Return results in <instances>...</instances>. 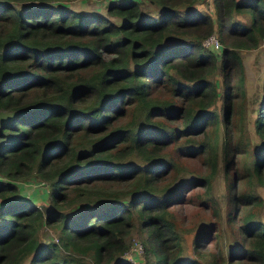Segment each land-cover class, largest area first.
<instances>
[{
  "label": "trees",
  "instance_id": "1",
  "mask_svg": "<svg viewBox=\"0 0 264 264\" xmlns=\"http://www.w3.org/2000/svg\"><path fill=\"white\" fill-rule=\"evenodd\" d=\"M69 2L0 0V264H134V225L144 264H264V75L254 116L237 102L264 0ZM29 181L47 184V213L20 195ZM186 202L209 219L178 217Z\"/></svg>",
  "mask_w": 264,
  "mask_h": 264
},
{
  "label": "rangeland",
  "instance_id": "2",
  "mask_svg": "<svg viewBox=\"0 0 264 264\" xmlns=\"http://www.w3.org/2000/svg\"><path fill=\"white\" fill-rule=\"evenodd\" d=\"M107 0H71V2H69L70 6L73 7H77L79 9L82 10H96L102 13L106 14L105 11V5H106ZM211 2L205 3V4H201L200 7L202 9H208L210 11H212V7H211ZM26 4V3H25ZM240 17L244 20L246 18V16H242L240 15ZM215 34V32H212ZM217 36V34H215ZM218 38V37H217ZM206 45V44H205ZM208 46V45H206ZM210 47V46H209ZM240 54L241 57L243 59L244 62V67H245V88H246V97L245 100H238L237 102H240L242 104V106L246 109V111L248 110V113L253 114V109L256 108L255 106L258 105V98L261 97L262 95V88H261V78L264 75V42L260 43L257 47H253V48H246V49H240ZM218 104L220 103V99L217 102ZM8 116L9 112H4L2 115ZM4 116V117H5ZM254 114L251 116L253 117ZM254 127H253V122L250 121L247 123V127L244 130L245 134H246V138L247 141L249 140L250 144L248 146L249 150H252L253 147L256 146V143L258 142V138L257 135L254 132ZM234 130V134H237V127H233ZM235 138V137H234ZM231 141H234L231 140ZM239 155H242V153H240ZM219 163H220V170L218 172V174L215 176L214 178V192L217 194H221L224 195L226 194V188H225V181H226V175L223 172V157L220 156L219 158ZM192 165L194 167H198L199 169L201 168L202 164L199 161H193ZM39 182V183H37ZM25 187L22 189L20 188V195H23L24 197H29L31 199L34 200H39V204L40 203H44L46 205H48V198H47V184L45 183H41V181H33V182H27L25 185ZM195 189V188H194ZM194 189L185 192L187 199L190 200V193L192 191H194ZM257 190L264 196V186L260 185L257 187ZM224 196L221 200L222 206H223V211L224 208L227 206ZM194 207V203L193 202H186L185 206H183L182 208L177 207L176 209V215L178 217H182V219H184L186 217L187 220L191 219L192 221H198L201 218H206L209 219V215H211L210 211H203V212H198L196 215L192 214V209ZM74 207H66V211L71 212L73 210ZM261 215H262V219L264 220V208H261ZM224 215V213H223ZM237 218H235L232 221H226V217L224 216V219L222 220V227L225 229L227 235L229 236V240H231L232 238V234H231V230L236 228L237 225ZM145 232L142 231L138 225H134L131 231V243L130 246L133 244V242L135 240L137 241H142V237L144 236ZM193 233L192 232H188L186 233V239H187V246H186V250L188 253H190L189 251H191V247H190V242H191V238H192ZM56 237L55 234V229L53 228V226L45 224L42 226V228L39 230V238L41 241H46L48 239H53ZM213 244H210L209 246L212 247ZM128 250V249H127ZM126 250V251H127ZM129 253H132V250H130L128 253H125L124 256H127ZM144 250L142 252V257L143 260H145L144 257ZM191 254V253H190ZM127 258V257H126ZM129 259V258H128ZM153 257L150 258V262L149 264H154L153 263ZM85 264H90L88 259L86 260Z\"/></svg>",
  "mask_w": 264,
  "mask_h": 264
},
{
  "label": "built area",
  "instance_id": "3",
  "mask_svg": "<svg viewBox=\"0 0 264 264\" xmlns=\"http://www.w3.org/2000/svg\"><path fill=\"white\" fill-rule=\"evenodd\" d=\"M203 43L216 49H218L220 46V41L214 33H210L208 36H206L203 40ZM130 250H132V253H129L126 257L129 258V260H131L134 264H143L142 243L135 240L125 253H128Z\"/></svg>",
  "mask_w": 264,
  "mask_h": 264
},
{
  "label": "water",
  "instance_id": "4",
  "mask_svg": "<svg viewBox=\"0 0 264 264\" xmlns=\"http://www.w3.org/2000/svg\"><path fill=\"white\" fill-rule=\"evenodd\" d=\"M39 206L43 210L44 213H47L50 210V206L44 203H40Z\"/></svg>",
  "mask_w": 264,
  "mask_h": 264
},
{
  "label": "clouds",
  "instance_id": "5",
  "mask_svg": "<svg viewBox=\"0 0 264 264\" xmlns=\"http://www.w3.org/2000/svg\"><path fill=\"white\" fill-rule=\"evenodd\" d=\"M142 243V242H141ZM143 245V244H142ZM144 250V249H143ZM143 258V257H142ZM143 264H144V260H143Z\"/></svg>",
  "mask_w": 264,
  "mask_h": 264
},
{
  "label": "crops",
  "instance_id": "6",
  "mask_svg": "<svg viewBox=\"0 0 264 264\" xmlns=\"http://www.w3.org/2000/svg\"><path fill=\"white\" fill-rule=\"evenodd\" d=\"M37 183H39V182H37Z\"/></svg>",
  "mask_w": 264,
  "mask_h": 264
}]
</instances>
